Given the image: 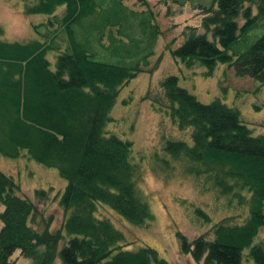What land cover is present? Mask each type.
Segmentation results:
<instances>
[{
  "label": "trees",
  "instance_id": "1",
  "mask_svg": "<svg viewBox=\"0 0 264 264\" xmlns=\"http://www.w3.org/2000/svg\"><path fill=\"white\" fill-rule=\"evenodd\" d=\"M59 4L63 7L55 13ZM194 4L198 23L183 24L176 45L171 46L174 40L165 43L169 54L201 64L204 74L224 62L236 75L264 81V28L244 48H232L263 14L264 0ZM22 8L48 16L40 22L42 38L6 40L0 27V154L30 157L56 169L65 181L52 194L62 219L51 227L52 215L18 194L17 182L0 170V264H22L12 256L15 251L26 257V264H169L149 245L125 248L121 230L96 213L102 203L135 225L151 220L131 141L104 128L119 88L140 70L151 69L144 68L146 58L141 63L139 57L119 55L120 36L101 41L107 24L125 29L130 24L126 10L137 12L122 0H23ZM150 16L139 21L141 27H153L146 36L149 45L157 30L146 23ZM81 23H91L92 39L102 52L78 36ZM53 49L51 63L46 52ZM158 85L159 93L151 96L155 107L187 130L190 140L162 135L152 167L168 170L176 161L196 187L209 190L228 208H244L239 221L225 213L189 240L176 230L179 249L195 264H264V234L253 241L264 226V133H251L238 110L218 97L198 100L174 74L161 77ZM193 208L200 220H208L199 207Z\"/></svg>",
  "mask_w": 264,
  "mask_h": 264
},
{
  "label": "rangeland",
  "instance_id": "2",
  "mask_svg": "<svg viewBox=\"0 0 264 264\" xmlns=\"http://www.w3.org/2000/svg\"><path fill=\"white\" fill-rule=\"evenodd\" d=\"M202 3L208 0H196ZM195 0H122L127 9L126 21L130 24H107L101 33L102 43L107 42L106 36H120L122 41L117 44L119 55L123 59L144 58L149 62L133 77L123 84L109 109L110 120L104 125L107 131L131 141L133 159L138 160L140 178L139 190L143 194L151 212V220L146 225H135L126 220L112 208L97 203L96 213L107 216L123 233L125 248H135L140 244L153 247L157 254L169 264H195L188 253L179 249V240L175 231L181 232L190 239L199 232H207L209 223L227 214H232L233 221H239L244 213L243 206L226 207L212 192L196 187L191 176L181 171L176 161L173 167L154 168L152 160L154 151H160L161 136L178 137L189 142L187 130L182 131L171 121L168 114L155 107L151 96L159 93L158 81L166 74H174L177 83L193 93L200 101H209L218 97L227 105L234 106L241 120L248 126L251 133H264V81L249 75H236L231 66L217 62L211 73L204 74V67L197 62L185 63L174 59L166 47V42L174 40L171 46L178 43V32L185 23L197 24L199 9ZM23 0H0L1 37L6 40L42 38L43 23L48 14L43 12L24 13ZM63 5L55 7L59 12ZM253 13L257 11L252 4ZM152 16L146 23L155 25L152 44L147 43L153 27L144 28L139 21L144 16ZM93 20V19H91ZM34 24H37L35 28ZM78 26V36L87 38L86 43L96 51H101L100 45L94 41V28L81 23ZM264 28V12L257 14L255 25L249 30L245 39L232 44L233 49H242ZM154 32V31H153ZM61 36L60 34H57ZM127 36V37H126ZM147 36V39H146ZM61 46L63 39L61 37ZM126 47V51L123 49ZM122 48V49H121ZM151 50L144 55V52ZM56 50H48L46 57L52 63ZM151 53V54H150ZM156 58L158 62L156 63ZM156 63V64H155ZM141 156V157H140ZM140 157V158H139ZM171 162V161H170ZM0 170L11 175L17 182V193L30 198L41 210L42 214L50 213L51 227H57L62 219V210L56 203L54 194L60 191L64 179L60 177L53 166L43 165L26 156L9 157L0 154ZM43 189V194H35V189ZM199 207L207 216V221L200 220L193 207ZM264 234V226L253 236V241ZM12 256L26 264V257L13 252ZM251 261V260H249Z\"/></svg>",
  "mask_w": 264,
  "mask_h": 264
}]
</instances>
